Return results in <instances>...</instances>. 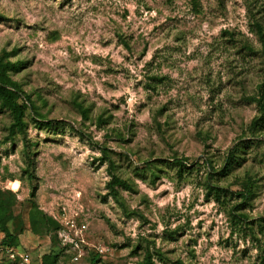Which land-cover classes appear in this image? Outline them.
I'll use <instances>...</instances> for the list:
<instances>
[{
    "label": "rangeland",
    "instance_id": "rangeland-1",
    "mask_svg": "<svg viewBox=\"0 0 264 264\" xmlns=\"http://www.w3.org/2000/svg\"><path fill=\"white\" fill-rule=\"evenodd\" d=\"M261 34L264 0H0L30 102L22 130L0 106V243L74 264L76 220L81 264H264Z\"/></svg>",
    "mask_w": 264,
    "mask_h": 264
},
{
    "label": "trees",
    "instance_id": "trees-1",
    "mask_svg": "<svg viewBox=\"0 0 264 264\" xmlns=\"http://www.w3.org/2000/svg\"><path fill=\"white\" fill-rule=\"evenodd\" d=\"M261 39L263 43V50H264V35L261 34ZM1 65H0V71H1ZM13 68V67H12ZM0 101H1V109H6L10 111L12 114V117L14 119L13 128H17L19 130H22L24 128V118L26 115V106H28L29 98L27 96H24L16 87H12V85H6L4 83H0ZM22 101V102H21ZM255 101L258 103V105L263 109L264 108V92L261 93V96L259 99H255ZM29 102V103H28ZM40 127L51 129V130H60L63 128V122L58 120H36L35 121ZM83 136L84 134L81 133ZM105 150V149H104ZM106 156V153H105ZM179 166L185 167V163L183 161L177 162ZM120 185L124 188H129V185L120 180L115 179L113 182L109 183V188H111L113 195L116 197L117 194L114 191L113 185ZM246 197V195H245ZM5 215L3 212L0 211V223L3 221ZM54 224H58L54 222ZM4 233V232H3ZM5 236L3 237L0 248L3 250L13 248L17 250V246L14 242V237L11 233H8L7 230H5ZM147 260L139 263V264H154L152 259L150 257L146 258ZM43 264V262H42Z\"/></svg>",
    "mask_w": 264,
    "mask_h": 264
},
{
    "label": "built area",
    "instance_id": "built-area-1",
    "mask_svg": "<svg viewBox=\"0 0 264 264\" xmlns=\"http://www.w3.org/2000/svg\"><path fill=\"white\" fill-rule=\"evenodd\" d=\"M63 224L66 228H68V233H61L60 238L64 245H69L71 250L74 251L72 262L74 264H81L80 260L83 258L85 254V247L87 246L84 236L88 230V227L85 224L79 225L76 220H67L64 221ZM5 251L12 259L20 258L23 264L32 263V258L29 253L19 254L18 251L13 248L6 249ZM97 252L103 254L104 250L98 249Z\"/></svg>",
    "mask_w": 264,
    "mask_h": 264
},
{
    "label": "bare ground",
    "instance_id": "bare-ground-1",
    "mask_svg": "<svg viewBox=\"0 0 264 264\" xmlns=\"http://www.w3.org/2000/svg\"><path fill=\"white\" fill-rule=\"evenodd\" d=\"M14 188H15V190L19 189V187L17 186V183L14 184Z\"/></svg>",
    "mask_w": 264,
    "mask_h": 264
}]
</instances>
